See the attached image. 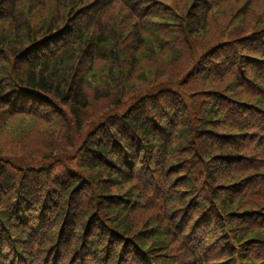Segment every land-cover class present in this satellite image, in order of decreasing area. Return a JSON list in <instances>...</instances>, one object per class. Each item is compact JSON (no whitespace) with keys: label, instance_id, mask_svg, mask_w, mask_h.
Listing matches in <instances>:
<instances>
[{"label":"rangeland","instance_id":"rangeland-1","mask_svg":"<svg viewBox=\"0 0 264 264\" xmlns=\"http://www.w3.org/2000/svg\"><path fill=\"white\" fill-rule=\"evenodd\" d=\"M86 1L76 8L71 0H0V35L23 47L29 39L33 46L43 39L37 38L53 34L44 46L51 53H67L75 45L85 48L83 53L88 57L82 58V64L76 62L81 70L90 58V64L96 61L99 34L106 35L109 45L116 39L121 74L107 62L102 70L106 81L92 77L94 87L111 91L108 100L94 103L89 110L97 115L91 123L101 121L99 115L104 110L122 114L127 108L146 105L149 98L156 100L154 112L180 113L178 108L158 101L155 88L159 84L169 101L184 99L188 123L196 126L195 133L201 138L196 140L190 134L189 140L184 139L186 149L192 151L184 160V177L174 184L170 183L174 174L167 180L150 177L142 184L121 172L110 158L80 154L79 145L64 148L68 149L64 156L62 145L67 147V142H63L72 135L55 121L29 124L30 119L25 118L27 126L23 127V116L10 117L0 111V162L9 182L2 186L7 183L0 180V200L2 195L12 197L10 188L27 187L41 207L30 208L31 201L17 200L16 210L30 212L20 225L21 252L7 249L0 264H16L26 258L35 264H195L196 257L203 264H264V148L257 140L258 135L263 136L258 127L264 124L245 121L249 115L264 123L257 116H264V0ZM121 6L129 12L143 11L132 15L136 25L122 24L119 18L109 22L111 11L117 17L115 12L121 13L129 22ZM167 9L172 13L164 18ZM157 13L162 19L151 23ZM145 14L150 16L147 23L142 22ZM192 31H196L195 36ZM162 33H170L169 40L180 37L185 46L167 48ZM81 34L85 41L77 39ZM0 49L6 52L7 46L0 45ZM115 76L121 78L117 87L106 78ZM191 85L196 86V93L190 94ZM185 90L194 101L184 96ZM207 90H215L210 92L211 98H205ZM54 105L65 112L58 102ZM182 117L185 120L183 113ZM167 119L173 126V119ZM15 127L23 130L20 137L14 136ZM189 133L186 130L185 138ZM81 156L87 165L98 168L86 172L75 167ZM218 159L224 170L209 167ZM18 161L27 164L22 174L15 167ZM19 176L23 185L15 183ZM69 180L78 183L72 196L58 198L56 187ZM182 180L187 185H177ZM104 188L109 193H104ZM43 211L45 221L38 220L37 227H31ZM243 212L251 214L250 223L244 218L238 221L235 236L230 235L234 244L230 252L222 245V237L212 231H218L219 221L228 227L225 218L239 217ZM48 227H54L52 239L45 236Z\"/></svg>","mask_w":264,"mask_h":264},{"label":"trees","instance_id":"trees-1","mask_svg":"<svg viewBox=\"0 0 264 264\" xmlns=\"http://www.w3.org/2000/svg\"><path fill=\"white\" fill-rule=\"evenodd\" d=\"M86 2V0H80L79 3L75 4L73 0H71L72 6L74 5L76 8ZM160 7L163 9L164 6L160 5ZM121 8L127 13L126 18L129 19V22H125L122 19L121 13L118 14V12H115L118 15L117 17L112 11L108 15L109 22H114V20L119 18L120 23L133 26L136 25V20L132 18V15L136 13L143 14V11L140 10H131L129 12L125 7L121 6ZM108 9H111V7L109 6ZM168 11L167 9L164 18L171 15L172 12ZM101 13H104V10ZM147 17L150 19L149 14H145L142 17V19L145 18L142 22H145ZM155 18L156 20H150V22L155 23L162 19L159 14ZM147 22L148 21H146V23ZM197 25H199V29L203 28L202 23H198ZM195 32L196 31H192L190 33L195 36ZM162 35L167 39V41L166 39L163 40V44H166L167 48H170V46L180 47L185 44V41L180 37H177L176 40H169L170 33H168L167 36H165L164 33H162ZM45 36L37 38L38 40L43 39L33 46L29 44V39L26 45L19 47L14 46L12 40L7 36L0 35V45H6L8 49H6V52H2L0 49V111L7 113L10 117L23 116V127L27 126L25 118L30 119L29 124L32 121H42L45 123L50 120L55 121L65 132L67 131V133L72 135V137L68 136L65 138L63 142V144L67 142V147L62 145V153L64 156H67L68 150L64 148L69 147L72 149L75 145H79L80 154L81 152L88 155L93 154L99 159L110 158L109 160L114 162L121 172L126 176L140 180L142 184H144L143 180L145 178L148 180L150 177H159L167 180L174 174L175 176L170 182L171 184H174L178 178L184 177L186 171L184 160L192 156V151L186 149L187 145H184V139L189 140L190 134H192V136L195 135L196 140L201 138L198 132L195 133L196 126L188 123L184 108V99L180 97L177 102L169 101L168 98L164 96V88L158 84L155 88L156 93H159L158 96L156 95L158 101L162 103V106L168 105L169 108L170 105L171 108H178V112L181 111L180 113L176 114L175 110H167V114L159 110L154 112L155 106H157L154 103L156 100L154 98H149L146 101V105L136 106L126 111L127 108L122 114H118L117 112L108 113V110H104L101 112L102 115H99L102 120L91 123L97 115H91L89 110L94 103L108 100L111 91L110 88L106 87V91L102 92V89L99 90V88L97 89L94 87L91 84L93 83L91 80L92 77L97 76L100 77V81H102V79L106 81L105 77L102 76L105 72L102 70L105 69L103 65L107 62H109V68H112L116 74H121V70L118 67L120 64L115 54L116 39H113L112 44L109 45L106 35L99 34V41L97 40L95 42V48L97 50L96 61L90 64L92 62V58H90L89 65L81 70L77 68L78 64L76 65V62L80 60L82 64V58L84 56L88 57V53H83L85 48L78 49L77 45H75V47L67 51V53H65L66 50L63 53H51L52 51L47 50V48L44 49V46L51 39L53 34L44 38ZM77 36V39L81 38L79 41H85L83 37L84 34H81L80 37L79 35ZM86 37L88 39V35H86ZM77 39H75V43H77ZM26 48L29 49L26 50ZM64 61L66 64L62 63ZM106 74H110L109 70H107ZM106 78L107 81L109 79L113 85L116 83L115 87L118 86V81L121 79L116 76ZM182 78L183 77L179 80H182ZM187 84L188 88H190L191 83L188 82ZM191 87L193 90L190 94L196 93V86L191 85ZM214 91L215 90H207V96H205V98H211L212 95L210 92ZM184 93L187 99L194 101L193 98L186 95V90ZM55 102H58L65 112L61 109H57L54 105ZM244 107L248 108V110L252 108L248 105H244ZM200 112L203 113L204 111ZM182 113L185 120H183ZM167 117L173 119V126L170 124V121L168 122ZM87 126H89V130L85 132ZM186 126H188V129L184 128ZM105 130H107L106 133H104ZM180 130L181 135L179 134ZM186 130L190 133L185 138ZM12 132L17 138L22 135L23 130L15 127L12 129ZM75 136L77 138L76 140H74ZM49 153L51 154V151ZM221 155L226 157L230 154L221 153ZM1 157L2 155L0 154V158ZM80 160L81 161L74 163L75 167H80L86 172H90L94 167L98 168V166L87 165L82 156ZM225 162L226 161L223 163ZM235 162L236 161H232L233 164H235ZM217 163L219 165V159L214 160V163L209 167L211 169L214 167H219L222 170L225 169L223 166H218ZM15 167L20 170L18 174H22L27 168V164L18 161ZM21 176H19L18 181L15 183L23 185ZM122 177L125 178V176ZM6 178L0 162V180L7 183L2 186L9 185ZM73 181L69 180L66 184L56 187L59 192L58 198L66 200L68 197L72 196V191L78 184ZM181 183L187 185L186 180L179 181L177 185ZM99 185L100 183H96V187H99ZM153 186L155 188L154 183ZM86 190H88V188ZM103 190L104 193H109L106 188ZM8 192L12 197L10 198L9 195H2L1 200L4 203L0 200V262L3 260V255L6 254L7 249L16 250L18 253L21 252L22 246L19 242V237L23 234V229L20 225L27 221L30 212L25 210L22 214L16 210L15 203L17 200L21 199L22 202L31 201L32 205L30 208L38 207L41 209L38 201L35 199V194L27 187H18L16 191L10 188ZM181 192L183 193L185 191L182 190ZM60 209L66 210L65 207H61ZM30 210L31 212L33 211V209ZM44 214V211L40 213L39 217L35 219L36 223H30L29 225L33 227V224H35L37 227L38 220L45 221L46 217ZM250 216L251 214L246 212L239 214V217L227 216L225 218L226 222L224 223H226L228 227H222V223L219 221L218 231L214 230L212 234L222 237V245H225L226 249H228L227 236H230L231 233L235 236L234 233L239 226L238 221L243 218L249 221L248 219ZM83 219L82 217V224ZM234 219H236L235 226H233L235 222ZM53 228L54 227H48L46 230L45 236L47 239L55 237ZM71 234L72 237L75 238L74 236L76 235L73 231ZM261 240L262 239H259V242ZM261 246L264 245L262 244ZM241 254L243 256L242 252ZM226 256V259L229 258L228 251H226ZM16 264L35 263L33 260L26 258L22 261H17Z\"/></svg>","mask_w":264,"mask_h":264}]
</instances>
